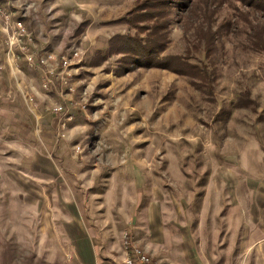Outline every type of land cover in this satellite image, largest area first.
I'll return each instance as SVG.
<instances>
[{
  "label": "rangeland",
  "instance_id": "rangeland-1",
  "mask_svg": "<svg viewBox=\"0 0 264 264\" xmlns=\"http://www.w3.org/2000/svg\"><path fill=\"white\" fill-rule=\"evenodd\" d=\"M147 1L0 0L32 38L0 23V264H80L103 223L158 264H264V9Z\"/></svg>",
  "mask_w": 264,
  "mask_h": 264
},
{
  "label": "crops",
  "instance_id": "crops-1",
  "mask_svg": "<svg viewBox=\"0 0 264 264\" xmlns=\"http://www.w3.org/2000/svg\"><path fill=\"white\" fill-rule=\"evenodd\" d=\"M151 216L153 215H149V224L152 223L153 227L158 226L160 229L161 223L163 226V221L157 224ZM159 216L163 217L164 215ZM161 219L163 220V218ZM106 226L109 227L106 228ZM131 226L132 232L136 234L135 223L131 224ZM150 226L146 236H148V239H153L155 241V239H159L160 236L158 237L155 235L150 230ZM94 227L92 229L89 228V231L79 233L72 238L70 244L72 255L80 261V264H123L126 251L122 245L123 241L121 242V235H119L120 232L115 228L114 223H103L100 232H97L98 228ZM142 235H144V233H142ZM132 245L141 249L146 248L143 241L139 240L137 237H134Z\"/></svg>",
  "mask_w": 264,
  "mask_h": 264
},
{
  "label": "built area",
  "instance_id": "built-area-1",
  "mask_svg": "<svg viewBox=\"0 0 264 264\" xmlns=\"http://www.w3.org/2000/svg\"><path fill=\"white\" fill-rule=\"evenodd\" d=\"M0 23L5 24L6 29L11 30V44H20L19 41L23 37H27V41L24 45H21V49H26L28 44H32V38L27 32L24 22L21 19H15L12 12L7 11L4 7L0 6ZM54 55L52 52L46 51L42 53L37 59H35L34 54L28 53L26 59L29 65H34L35 63L42 65L45 68V79L43 83L44 88H48L52 83V63L54 60ZM63 64L65 68L67 65V59L62 55ZM56 110H61V107H57ZM123 247L126 251L125 257L123 259V264H158L148 253L139 247L133 246L126 238L123 239Z\"/></svg>",
  "mask_w": 264,
  "mask_h": 264
},
{
  "label": "trees",
  "instance_id": "trees-1",
  "mask_svg": "<svg viewBox=\"0 0 264 264\" xmlns=\"http://www.w3.org/2000/svg\"><path fill=\"white\" fill-rule=\"evenodd\" d=\"M189 1V2H188ZM188 1H180L175 3L174 5L176 6V9L180 12H187L188 9H190V0ZM221 3H224L225 0H217ZM242 1V0H241ZM251 3V5L255 4L253 1H249ZM170 3V0H148L146 3H143L141 5V8L146 11L147 9H158L157 12L152 11L151 13H149V16H151L153 19L157 18L160 14V12L162 11L161 8H166V6H168ZM252 5V6H253ZM258 6L262 7L264 9V0H259V2L257 3ZM166 26H168V24H163L161 25L162 28H166ZM160 26L159 25H152L151 27L147 28L148 32H147V38L140 40L139 43L143 42V44H141V46H143L144 49H146V47L150 48V53H154L155 51H157L158 49H160L161 47H163L164 42L162 40H164L163 38H161L158 35V28ZM145 42H144V41ZM144 49L139 50L138 52H136V54H139L140 51L142 52H147Z\"/></svg>",
  "mask_w": 264,
  "mask_h": 264
}]
</instances>
